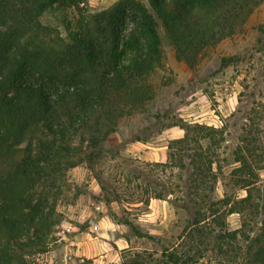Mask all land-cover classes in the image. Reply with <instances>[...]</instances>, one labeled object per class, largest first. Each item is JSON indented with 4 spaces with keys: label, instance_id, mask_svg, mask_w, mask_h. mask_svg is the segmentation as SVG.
Here are the masks:
<instances>
[{
    "label": "trees",
    "instance_id": "obj_1",
    "mask_svg": "<svg viewBox=\"0 0 264 264\" xmlns=\"http://www.w3.org/2000/svg\"><path fill=\"white\" fill-rule=\"evenodd\" d=\"M263 1L121 0L69 29L67 39L53 47L40 37L45 31L40 18L68 0H0V264H27L28 257L47 252L60 222V179L81 162L72 157L84 154L85 144L86 161L97 158V147L116 131L119 119L149 100L145 78L163 60L159 28L176 61L193 69L206 49L232 37ZM174 126L184 135L168 143L167 158L170 165L184 153L191 159L187 189L178 199L191 205V219L154 264H211V259L264 264V203L253 197L259 177L250 152L239 150V166L231 172L233 186L245 195L224 192L214 200L202 191L217 181L214 162L190 135L211 127ZM76 136L81 148L73 146ZM190 142L198 148L192 150ZM163 196L154 193L149 199ZM104 203L109 208L108 198ZM235 213L244 220L229 230L226 217ZM111 216L115 224L132 227ZM246 218L258 227L253 235L246 233ZM143 261L140 253L124 249L113 264Z\"/></svg>",
    "mask_w": 264,
    "mask_h": 264
},
{
    "label": "rangeland",
    "instance_id": "obj_2",
    "mask_svg": "<svg viewBox=\"0 0 264 264\" xmlns=\"http://www.w3.org/2000/svg\"><path fill=\"white\" fill-rule=\"evenodd\" d=\"M119 1L68 0L65 7L40 18L45 29L40 37L45 44L59 47L69 29H77L80 22ZM159 33L163 60L145 78L149 100L119 119L116 131L100 143L96 149L100 155L91 162L84 157L90 150L85 144L81 148L79 136L74 137L73 146L84 154L72 157L81 162L60 179L56 203L60 222L47 252L28 257L27 264H113L121 261L124 249L143 255L144 264H154L163 249L177 243L191 219V205L178 199L183 198L193 167L186 153L169 164L168 143L179 133L184 135L174 125L212 129L190 133L214 162L217 181L203 185L204 193L214 200L223 198L224 192L245 195L233 186L231 177L242 149L250 152L251 168L259 177L254 200L264 203V1L232 37L206 49L193 69L176 61L162 28ZM189 145L198 148L195 142ZM181 163L186 169L180 168ZM160 192L162 200L149 199ZM104 198L110 200L109 208ZM112 213L133 228L115 224ZM243 220L235 213L225 223L235 230ZM246 222V233H256L254 220L246 218Z\"/></svg>",
    "mask_w": 264,
    "mask_h": 264
},
{
    "label": "crops",
    "instance_id": "obj_3",
    "mask_svg": "<svg viewBox=\"0 0 264 264\" xmlns=\"http://www.w3.org/2000/svg\"><path fill=\"white\" fill-rule=\"evenodd\" d=\"M171 130H173V129H171ZM179 130L182 132V130L180 128H179ZM182 137H183V135H181V133H179V135H177L175 137H172L171 140L179 139V138H182Z\"/></svg>",
    "mask_w": 264,
    "mask_h": 264
},
{
    "label": "built area",
    "instance_id": "obj_4",
    "mask_svg": "<svg viewBox=\"0 0 264 264\" xmlns=\"http://www.w3.org/2000/svg\"><path fill=\"white\" fill-rule=\"evenodd\" d=\"M220 124H221V122L220 121H218ZM215 127H216V125H214Z\"/></svg>",
    "mask_w": 264,
    "mask_h": 264
}]
</instances>
